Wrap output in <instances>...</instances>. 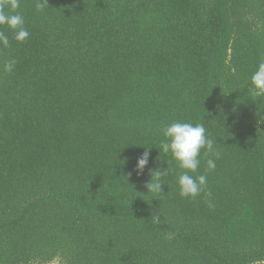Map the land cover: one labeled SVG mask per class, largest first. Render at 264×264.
<instances>
[{"label": "trees", "instance_id": "trees-1", "mask_svg": "<svg viewBox=\"0 0 264 264\" xmlns=\"http://www.w3.org/2000/svg\"><path fill=\"white\" fill-rule=\"evenodd\" d=\"M46 2L0 49V264H264V0ZM173 121L215 139L212 209L178 194Z\"/></svg>", "mask_w": 264, "mask_h": 264}, {"label": "clouds", "instance_id": "clouds-1", "mask_svg": "<svg viewBox=\"0 0 264 264\" xmlns=\"http://www.w3.org/2000/svg\"><path fill=\"white\" fill-rule=\"evenodd\" d=\"M21 0H0V49L10 47L9 35L5 28L12 33V39L17 43H23L29 38L30 32L25 27V19L17 11L20 8ZM47 5L46 0H36L37 10H42ZM17 61L14 58L6 60L2 69L5 73H11L15 69ZM250 87L254 95H264V59L256 65L250 77ZM163 139L160 142V150L170 155L179 172L176 175V186L181 198L194 200L201 193L204 194L205 203L209 209L214 208L212 193L208 188V175L216 168V160L221 156L215 139L207 133L204 123H189L173 121L161 128ZM207 157L205 162L206 172L197 174L201 164V153ZM149 162V151L146 149L137 159L134 171L137 175L143 174ZM167 167L164 171L151 170L150 179L144 187L148 193L161 194L164 178L171 174ZM131 173H129V176ZM154 223L160 222L159 215L151 217ZM168 239H173V233H166Z\"/></svg>", "mask_w": 264, "mask_h": 264}, {"label": "rangeland", "instance_id": "rangeland-1", "mask_svg": "<svg viewBox=\"0 0 264 264\" xmlns=\"http://www.w3.org/2000/svg\"><path fill=\"white\" fill-rule=\"evenodd\" d=\"M52 264H58V263H52Z\"/></svg>", "mask_w": 264, "mask_h": 264}]
</instances>
